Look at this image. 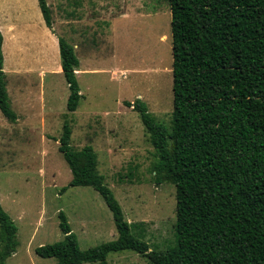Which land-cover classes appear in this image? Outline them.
Wrapping results in <instances>:
<instances>
[{
	"label": "rangeland",
	"instance_id": "374dc122",
	"mask_svg": "<svg viewBox=\"0 0 264 264\" xmlns=\"http://www.w3.org/2000/svg\"><path fill=\"white\" fill-rule=\"evenodd\" d=\"M52 30L36 0H0L3 72L10 123L0 112V205L13 220L17 246L5 264H56L37 247L59 242L63 212L79 249L117 239L112 214L91 187L68 186L72 175L58 139L65 122L70 146H90L97 171L124 219L151 250L174 242L175 188L156 185L155 154L138 113L142 101L159 123L172 113L171 14L166 0H46ZM10 28L9 30H7ZM58 38L74 47L81 99L66 108L69 90ZM80 72V73H79ZM63 188L65 190L63 191ZM1 248V245H0ZM108 264H149L133 252L110 254Z\"/></svg>",
	"mask_w": 264,
	"mask_h": 264
},
{
	"label": "trees",
	"instance_id": "16d2710c",
	"mask_svg": "<svg viewBox=\"0 0 264 264\" xmlns=\"http://www.w3.org/2000/svg\"><path fill=\"white\" fill-rule=\"evenodd\" d=\"M43 22L52 30L46 0H36ZM170 9L172 113L159 123L140 100L133 107L155 154L154 183L175 188L174 242L151 250L133 234L141 224L125 221L121 207L97 171L90 146H70L65 122L58 139L71 171L70 187H91L112 214L117 239L80 250L63 212L59 242L34 253L56 264H108L110 254L133 252L149 264H264V0H166ZM0 33V112L17 117L3 72ZM60 68L75 112L81 99L76 80L79 60L58 38ZM65 188H63V191ZM17 228L0 205V264L14 253Z\"/></svg>",
	"mask_w": 264,
	"mask_h": 264
},
{
	"label": "crops",
	"instance_id": "0c3cea01",
	"mask_svg": "<svg viewBox=\"0 0 264 264\" xmlns=\"http://www.w3.org/2000/svg\"><path fill=\"white\" fill-rule=\"evenodd\" d=\"M10 28H8L7 30H9ZM3 28H2V26H0V32H2L3 33ZM3 45V44H2ZM59 68V71H61V68L60 67H58ZM76 74H77V72H76Z\"/></svg>",
	"mask_w": 264,
	"mask_h": 264
},
{
	"label": "bare ground",
	"instance_id": "6f19581e",
	"mask_svg": "<svg viewBox=\"0 0 264 264\" xmlns=\"http://www.w3.org/2000/svg\"><path fill=\"white\" fill-rule=\"evenodd\" d=\"M61 72V71H60ZM80 73V72H79Z\"/></svg>",
	"mask_w": 264,
	"mask_h": 264
}]
</instances>
